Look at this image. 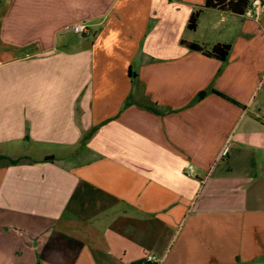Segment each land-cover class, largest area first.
Listing matches in <instances>:
<instances>
[{"label":"crops","instance_id":"obj_1","mask_svg":"<svg viewBox=\"0 0 264 264\" xmlns=\"http://www.w3.org/2000/svg\"><path fill=\"white\" fill-rule=\"evenodd\" d=\"M247 3L0 0V264H264V0Z\"/></svg>","mask_w":264,"mask_h":264},{"label":"trees","instance_id":"obj_2","mask_svg":"<svg viewBox=\"0 0 264 264\" xmlns=\"http://www.w3.org/2000/svg\"><path fill=\"white\" fill-rule=\"evenodd\" d=\"M247 4V0H205L204 7L215 9L221 12H230L232 14L242 15L247 7ZM199 14L200 11H197L190 16L187 24L188 30H195ZM188 47L193 51L200 52L204 56L216 59L218 61L226 60L230 51L229 45H215L209 50L197 45H189ZM202 94H200V96Z\"/></svg>","mask_w":264,"mask_h":264},{"label":"built area","instance_id":"obj_3","mask_svg":"<svg viewBox=\"0 0 264 264\" xmlns=\"http://www.w3.org/2000/svg\"><path fill=\"white\" fill-rule=\"evenodd\" d=\"M246 14L250 15V11L248 10ZM71 30L78 36H85L88 34V28L85 25H75L71 27ZM145 261L148 263L162 264V259H157L155 256H148L146 257Z\"/></svg>","mask_w":264,"mask_h":264}]
</instances>
